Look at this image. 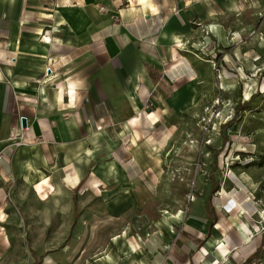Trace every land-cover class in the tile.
<instances>
[{
	"label": "crops",
	"instance_id": "1",
	"mask_svg": "<svg viewBox=\"0 0 264 264\" xmlns=\"http://www.w3.org/2000/svg\"><path fill=\"white\" fill-rule=\"evenodd\" d=\"M262 11L264 0H0V259L23 240L46 252L73 228L94 242L115 223L131 234L91 264H264L253 173L224 171L217 152L214 188L164 185L193 145L176 139L185 116L262 67Z\"/></svg>",
	"mask_w": 264,
	"mask_h": 264
},
{
	"label": "rangeland",
	"instance_id": "2",
	"mask_svg": "<svg viewBox=\"0 0 264 264\" xmlns=\"http://www.w3.org/2000/svg\"><path fill=\"white\" fill-rule=\"evenodd\" d=\"M256 25L261 29L260 39L264 41V11L261 12ZM259 49L263 53L260 60L262 67L259 70L244 69L243 79L235 83L234 90L222 94V98L210 106L208 114L197 115L196 119L191 115L185 116L186 119L182 123L186 127L181 128L176 139L192 141L193 145H190L191 148L186 146L178 148L180 157L176 160L180 170L169 173L168 178L164 180L166 187L171 186L188 192L197 191L199 187L210 185L212 170L215 177L213 183H218L217 177L221 171L214 169L217 164L214 162V157L217 152H222L226 156L224 171L230 167L236 172L253 173L254 178L258 179L260 190L264 192V45H260ZM247 83L255 85L250 99L253 96L256 98L248 110L236 116L237 108L243 107L250 100L245 98ZM215 93L218 94L217 91ZM205 143L209 145L206 147ZM208 149H211L213 159L207 163L203 162V152L207 153ZM185 153L191 154L193 158L186 159ZM180 192L177 191L169 197L181 199ZM17 211L24 219L23 208ZM23 229L20 228V233L26 234L27 232H22ZM131 230H133L131 226L115 223L102 225L95 232L96 241L78 243L72 239L76 233V228H73L65 242L53 243L52 248L46 249V252L42 248L45 244H38L36 247L37 244L23 240L21 243H14L16 248L11 249L3 259H0V264H91L99 253L114 246L111 240L115 236L130 235ZM117 247L124 250L123 243H117ZM83 250L91 251L83 258L81 256Z\"/></svg>",
	"mask_w": 264,
	"mask_h": 264
},
{
	"label": "trees",
	"instance_id": "3",
	"mask_svg": "<svg viewBox=\"0 0 264 264\" xmlns=\"http://www.w3.org/2000/svg\"><path fill=\"white\" fill-rule=\"evenodd\" d=\"M255 98H256V96H253L249 101H247L244 104L243 107L237 108V110H236V116L240 115L243 111L248 110L250 108V106L252 105V103H253V101H254ZM210 181H211L212 188H214L215 187V184L213 183L214 182V179L212 178V179H210Z\"/></svg>",
	"mask_w": 264,
	"mask_h": 264
},
{
	"label": "built area",
	"instance_id": "4",
	"mask_svg": "<svg viewBox=\"0 0 264 264\" xmlns=\"http://www.w3.org/2000/svg\"><path fill=\"white\" fill-rule=\"evenodd\" d=\"M104 10V9H103ZM213 68L215 69V71L216 72H218L219 73V67H218V64H216V63H213ZM220 75L218 74V78L220 79ZM0 160H1V157H0Z\"/></svg>",
	"mask_w": 264,
	"mask_h": 264
},
{
	"label": "water",
	"instance_id": "5",
	"mask_svg": "<svg viewBox=\"0 0 264 264\" xmlns=\"http://www.w3.org/2000/svg\"><path fill=\"white\" fill-rule=\"evenodd\" d=\"M22 123H23V127H25V126H26V120L23 119V120H22Z\"/></svg>",
	"mask_w": 264,
	"mask_h": 264
},
{
	"label": "bare ground",
	"instance_id": "6",
	"mask_svg": "<svg viewBox=\"0 0 264 264\" xmlns=\"http://www.w3.org/2000/svg\"><path fill=\"white\" fill-rule=\"evenodd\" d=\"M262 213V212H261Z\"/></svg>",
	"mask_w": 264,
	"mask_h": 264
}]
</instances>
